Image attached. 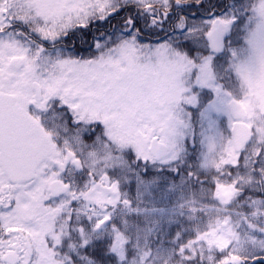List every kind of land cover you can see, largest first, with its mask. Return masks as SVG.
Here are the masks:
<instances>
[{
    "label": "snow or ice",
    "instance_id": "6c2138e0",
    "mask_svg": "<svg viewBox=\"0 0 264 264\" xmlns=\"http://www.w3.org/2000/svg\"><path fill=\"white\" fill-rule=\"evenodd\" d=\"M0 264H264V0H0Z\"/></svg>",
    "mask_w": 264,
    "mask_h": 264
}]
</instances>
